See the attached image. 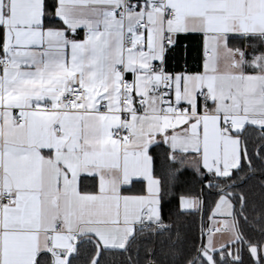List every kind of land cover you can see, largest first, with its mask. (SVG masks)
I'll use <instances>...</instances> for the list:
<instances>
[{
	"label": "snow or ice",
	"instance_id": "obj_1",
	"mask_svg": "<svg viewBox=\"0 0 264 264\" xmlns=\"http://www.w3.org/2000/svg\"><path fill=\"white\" fill-rule=\"evenodd\" d=\"M0 264H264V0H0Z\"/></svg>",
	"mask_w": 264,
	"mask_h": 264
},
{
	"label": "crops",
	"instance_id": "obj_2",
	"mask_svg": "<svg viewBox=\"0 0 264 264\" xmlns=\"http://www.w3.org/2000/svg\"><path fill=\"white\" fill-rule=\"evenodd\" d=\"M223 239H226V237H218L217 240H218V243L222 242Z\"/></svg>",
	"mask_w": 264,
	"mask_h": 264
}]
</instances>
